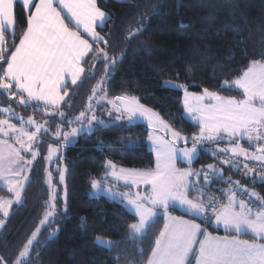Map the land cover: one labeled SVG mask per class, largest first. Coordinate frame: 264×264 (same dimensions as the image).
<instances>
[{
	"label": "snow or ice",
	"instance_id": "snow-or-ice-1",
	"mask_svg": "<svg viewBox=\"0 0 264 264\" xmlns=\"http://www.w3.org/2000/svg\"><path fill=\"white\" fill-rule=\"evenodd\" d=\"M17 5L22 15L18 14ZM153 14H156L154 6L147 16L134 22L135 27L124 30L123 39L131 41L142 34L147 18ZM111 20L98 0H0V94L17 105L32 106L60 119L51 132L54 144L49 143L47 155L41 157L39 147L42 135L49 132V121L40 123L32 116L25 121L12 103L0 108V113L5 114L0 118V181L10 194V198L0 197V214L5 218L0 219V228L5 226L13 204L20 203L38 158L55 165L58 184L64 186L61 211L53 171L45 167L49 199L44 202L43 217L25 240L9 242L0 249V264H30L26 258L41 228L52 227L55 220L67 216L66 175L70 169L63 149L72 139L82 133L119 127L137 116L147 121V141L155 153V167L124 168L112 159H105L101 165L103 176L90 183L96 192L103 190L119 196L124 207L134 211L135 222L128 225L132 235H146L163 218L147 264H193V260L195 264H264V197L249 192L241 181L225 177L214 164L198 170L191 167L200 147L228 141L233 146L213 149L212 154L224 156L223 164L242 171L253 183L259 180L264 184V50L254 53L259 59H251L234 81L225 82V87L241 90L242 98L222 96L207 88L202 93H193L187 83L163 81L165 86L183 91L184 110L196 122L198 130L185 135L135 96L107 98L104 85L111 75L109 69L115 68L124 55L121 52L118 58L113 54L112 30L102 34ZM97 64L104 66L100 85L93 89L78 114L71 115L64 110L73 103L69 86L77 85L86 73L95 74ZM98 93L103 95L94 105L92 101ZM99 100H106L110 107L104 108ZM98 108L102 115L98 114ZM13 117L20 121L19 127L12 122ZM24 124L34 130H28ZM242 138H247L255 151L242 148L239 144ZM98 145L101 149L107 146L103 141H98ZM238 157L244 160L237 162ZM200 178L204 187L213 178H219L222 184L216 191L220 195L205 200L207 193ZM117 182L122 183L124 191L116 189ZM225 183L229 185L227 189L222 186ZM234 189L255 200L238 198ZM175 211L181 215H172ZM213 225L223 228L225 235L209 232ZM56 231L59 227L53 229L50 237ZM244 235L250 238L243 239ZM94 240L107 247L117 244L99 235ZM120 258L129 264L127 257Z\"/></svg>",
	"mask_w": 264,
	"mask_h": 264
},
{
	"label": "trees",
	"instance_id": "trees-1",
	"mask_svg": "<svg viewBox=\"0 0 264 264\" xmlns=\"http://www.w3.org/2000/svg\"><path fill=\"white\" fill-rule=\"evenodd\" d=\"M98 3L112 17L102 34L112 30L113 54L119 58L124 52L116 67L109 69L111 75L104 85L107 97L136 96L185 135L197 131V125L183 116V91L165 86L163 81L187 83L190 92L200 93L207 88L222 96L240 97L241 92L223 83L237 78L251 59H259L254 53L264 50V0H98ZM153 6L156 14L147 18L146 30L131 41L124 40V30L135 27L134 22L147 16ZM17 12L22 15L19 5ZM97 69L95 74L86 73L77 85L69 86L73 103L64 109L66 112L76 115L87 104L93 89L104 77V66L97 64ZM9 103L22 114L49 118L52 128L60 122L58 117L45 116L35 107L16 106L0 94V104L8 106ZM146 135L147 126L135 122L80 134L72 145L63 149L65 163L70 169L66 175L67 216L55 220L52 227L41 228L26 258L30 264H125V260L118 257H127L129 264H147L151 247L163 227V218L146 235H132L128 225L135 222L134 214L103 195L89 194L90 181L103 176L101 165L105 159H112L126 168L154 166L153 153L145 143ZM98 141L107 146L101 149ZM227 144L223 142L224 147ZM46 149L43 141L41 157ZM44 164L41 159L33 166L31 182L26 185L22 202L11 208L5 226L0 229V249L9 242L16 244L25 240L42 218L49 193ZM208 164L219 166L217 158L200 149L192 163L193 169ZM52 171L53 183L58 185V175ZM224 171L228 173V169ZM213 184L210 182L204 187L203 181L200 182L207 197L213 191ZM244 184L248 190L253 189L264 197V184L259 180L255 183L246 180ZM58 188L60 190V186ZM2 195L9 193L0 188ZM63 204L59 195L61 211ZM172 213L181 215L179 211ZM0 218L4 217L0 214ZM57 227L59 231L50 237ZM208 229L225 235L221 229ZM97 235L117 244L113 247L98 245L94 240Z\"/></svg>",
	"mask_w": 264,
	"mask_h": 264
},
{
	"label": "rangeland",
	"instance_id": "rangeland-1",
	"mask_svg": "<svg viewBox=\"0 0 264 264\" xmlns=\"http://www.w3.org/2000/svg\"><path fill=\"white\" fill-rule=\"evenodd\" d=\"M242 74V73H241ZM236 79V78H235ZM234 79V80H235ZM234 80H232V81H234ZM173 82H176V81H173ZM229 83H231V81H228ZM178 83V82H177ZM223 85H225V82L223 83ZM230 88H233V89H235V90H237V91H239V92H241V90H239V89H237V88H234V87H230ZM193 93H196V92H193ZM200 93H202V92H200ZM99 96H102V95H99ZM99 96H97V98H95L93 101H92V103L94 104V105H96L97 104V100L99 99ZM136 97V96H135ZM182 97H183V94H182ZM233 97H235V96H233ZM108 99H112V98H109V97H107ZM235 98H242V96H240V97H235ZM88 103V102H87ZM99 103L101 104V105H103V107L104 108H108V107H110V105H108L107 104V102H106V100H99ZM141 103V102H140ZM14 104H15V102H14ZM16 106H21V105H17L16 104ZM3 107H7V106H2L1 104H0V108H3ZM13 107V106H12ZM42 107V106H41ZM147 107V106H146ZM182 107H183V100H182ZM14 108V107H13ZM149 108V107H148ZM36 109V108H35ZM152 109V108H151ZM14 110H15V112L16 113H18L20 116H22V117H24V119H25V121L27 120V118L29 117V116H32L34 119H36L37 121H39L40 123H44V121H49L50 119L49 118H39V117H35L34 115H32V114H30V115H27V114H22V112L20 111V110H17L16 108H14ZM37 110V109H36ZM39 111V110H38ZM97 111H98V114H100V115H102V113L100 112V109L98 108L97 109ZM154 111H156V110H154ZM157 112V111H156ZM43 113V112H42ZM158 113V112H157ZM44 114V113H43ZM4 113H0V118H4ZM45 116H48V115H46V114H44ZM72 115H74V114H72ZM183 116L186 118V119H188V120H190L191 122H193L195 125H196V122L194 121V120H192L191 119V117L186 113V111L184 110V107H183ZM105 119H107V117H104ZM12 122L13 123H15V124H17V126L19 127L20 126V121H18V120H16L14 117L12 118ZM135 122H138V123H143V124H145L146 126H147V121L145 120V119H143L142 117H139V116H137L133 121H131V122H128V121H124V122H122L121 123V125H126V124H130V123H135ZM168 122V121H167ZM60 123V122H59ZM58 123V124H59ZM57 126V125H56ZM24 127L25 128H27L28 130H34L33 128H32V126L31 125H27V124H24ZM48 127H49V132H48V134H43L42 135V142L44 141L45 143H46V146H47V148H48V144L49 143H53L54 144V141H55V138L51 135V132L56 128V127H54V128H52V126L50 125V124H48ZM52 128V129H51ZM68 130V127H67V125H65V127H64V131H67ZM83 134V133H82ZM76 139H77V137L76 138H73L72 139V142L70 143V144H68V145H72L75 141H76ZM242 141H245L248 145H250V146H253L252 144H250L249 143V141L247 140V138H242V139H240L239 140V144H240V146L242 147V144H241V142ZM227 143H228V141H226ZM145 143H146V145H147V147L149 148V150H151L152 151V153H153V157H154V166L153 167H155V153H154V150L152 149V147H151V145L148 143V141H147V135H146V137H145ZM229 144V143H228ZM67 145V146H68ZM191 145H189V147H190ZM231 146H233V145H231V144H229V146L228 147H231ZM245 148V147H244ZM47 150V149H46ZM39 151H40V147H39ZM198 153H199V150H198ZM45 155H47V151H46V153H45ZM198 156V155H197ZM40 160H41V158H38L37 159V161H35L34 162V165L35 164H37L38 162H40ZM33 165V166H34ZM54 166V167H53ZM180 166H182V167H187V165L186 164H181ZM45 167H47V168H49V170H54V168H55V165H49V164H44V167H43V173H44V178H45V175H46V173H45V171H44V169H45ZM121 167H123V166H121ZM191 167H192V165H191ZM124 168H126V167H124ZM193 168V167H192ZM135 169V168H134ZM194 170V169H193ZM45 184H46V186H47V188H48V192H49V187H48V185H47V183L45 182ZM58 186H60V190H59V188H58ZM0 188H4V189H6V191H7V188H6V186L4 185V183L2 182V181H0ZM63 189H64V186L63 185H57V191L59 192V194H60V196H61V198H63V196H64V191H63ZM116 189L118 190V191H124L125 189H124V187L122 186V183H120V182H117L116 183ZM250 191H253V189H251ZM89 194L91 195V196H98V195H103V196H105L107 199H109V200H112V201H115V202H118V203H120V204H122L123 206H124V204L121 202V200H120V197L119 196H112L111 194H109L107 191H100V192H96L95 190H93L92 188H91V190H90V192H89ZM0 197H4V198H10V194L9 195H2V196H0ZM49 199V193H48V198H47V200ZM46 200V201H47ZM22 202V198H21V201H20V203ZM20 203H18V204H13V206L12 207H15V206H18ZM125 209H127L128 211H130L132 214H134V211L133 210H131L130 208H126V207H124ZM10 211H11V209L9 210V213H10ZM44 212V211H43ZM2 215V214H1ZM135 215V214H134ZM2 217H3V215H2ZM42 217H43V214H42ZM1 219V218H0ZM2 219H4V218H2ZM1 229V228H0ZM39 234V233H38ZM38 236V235H37ZM137 236H139V234L137 235ZM103 238V237H102ZM104 239H106V240H109L108 238H104ZM105 246V245H104Z\"/></svg>",
	"mask_w": 264,
	"mask_h": 264
},
{
	"label": "built area",
	"instance_id": "built-area-1",
	"mask_svg": "<svg viewBox=\"0 0 264 264\" xmlns=\"http://www.w3.org/2000/svg\"><path fill=\"white\" fill-rule=\"evenodd\" d=\"M223 147H224V146H223V142H222V143H220L219 145H217V144H205L203 147H200V149H202L203 151H206V152L210 153L212 156H214L215 158H217V161L219 162V166H216V167L222 170V173H223V175H224L225 177H231V179H232L233 181H237V180H239V181L242 182L243 187H245L244 182H245L246 180H249V179L243 176L242 171H237L235 168H229L228 165L223 164L222 161H223V159H224V156H222V155H219V156H218V155H213V154H212V150H213V149H218V148H223ZM253 151H255V150H253ZM227 155H228V156H231V153H228ZM236 159H237V162H242V161L244 160L243 157H238V158H236ZM248 163L253 164L254 162L249 161ZM256 163H258V162H256ZM225 169H228V173H225V171H224ZM210 175H211V173H210ZM233 175H237V177H233ZM193 179H196V178L194 177ZM200 181H203V179L200 178ZM210 182H213L214 184H213V191H212L211 193H209V196H211V195H220V193L217 192L216 189H217L219 186H221L222 181H221L219 178H213ZM222 186H223V188H225V189H227V188L229 187V185L226 184V183L223 184ZM234 191H236V194H237V197H238V198H241V199H242V198H247V199H249V200H255V197H245V196H244L242 193H240L238 190H235V189H234ZM209 196H208V197H209ZM208 197L206 196L205 200H207Z\"/></svg>",
	"mask_w": 264,
	"mask_h": 264
},
{
	"label": "crops",
	"instance_id": "crops-1",
	"mask_svg": "<svg viewBox=\"0 0 264 264\" xmlns=\"http://www.w3.org/2000/svg\"><path fill=\"white\" fill-rule=\"evenodd\" d=\"M69 27H72V25L70 24L69 25ZM242 143V148H244L245 150H247V151H253V150H255L253 147L254 146H250V145H248L245 141H242L241 142ZM229 146V144H227V147ZM253 191H255V190H253ZM172 215H174V216H179V215H176V214H173L172 213ZM185 218H189V217H185ZM199 222V221H198ZM212 227H215L214 225L212 226ZM216 228V227H215ZM219 229H221V230H223V228H219ZM208 231L209 232H211L209 229H208ZM224 231V230H223ZM212 233V232H211ZM213 235H217V234H215V233H212ZM248 236V237H247ZM242 238L243 239H249L250 238V236L249 235H244V236H242ZM193 264H195V261L193 260Z\"/></svg>",
	"mask_w": 264,
	"mask_h": 264
}]
</instances>
